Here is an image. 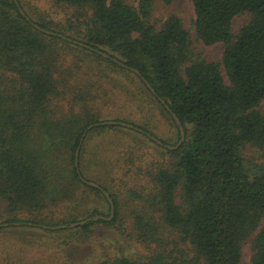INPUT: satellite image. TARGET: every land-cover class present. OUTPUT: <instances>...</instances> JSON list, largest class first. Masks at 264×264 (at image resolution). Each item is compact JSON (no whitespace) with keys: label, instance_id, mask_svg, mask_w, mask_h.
<instances>
[{"label":"trees","instance_id":"1","mask_svg":"<svg viewBox=\"0 0 264 264\" xmlns=\"http://www.w3.org/2000/svg\"><path fill=\"white\" fill-rule=\"evenodd\" d=\"M155 4L49 0L46 14L37 13L34 20L23 0H0L3 222L19 224L6 228L31 224L45 233L67 232V240L79 241L91 237L94 225H103L119 231L132 246L124 250L117 241V249L110 246L113 253L105 248L90 264H241L246 245L250 264H264V0H191L194 34L205 46L222 44L219 62L195 50L179 17L155 18ZM236 17L244 22L234 33ZM101 70L130 78V84L136 80L133 88L127 85L138 103V123L110 119L141 132L98 126L80 144L89 125L110 116L97 108L105 94ZM152 110L175 131L174 143L157 135ZM171 114L184 140L169 150L152 138L171 147L178 143ZM89 133L88 139L108 136L110 141L96 144L89 155L92 142L84 144ZM100 163L106 170L101 190L81 181L87 179L84 171ZM102 190L114 206L110 221L40 228L108 218ZM89 197L100 207L105 204L107 214L88 207ZM0 264L13 263L2 258Z\"/></svg>","mask_w":264,"mask_h":264},{"label":"rangeland","instance_id":"2","mask_svg":"<svg viewBox=\"0 0 264 264\" xmlns=\"http://www.w3.org/2000/svg\"><path fill=\"white\" fill-rule=\"evenodd\" d=\"M23 5L27 14L36 20L37 15L46 14L48 11L49 0H23ZM169 15H175L181 19L184 27L189 31L192 37L193 47L197 52L202 54L209 61L219 62L221 60L223 50L222 44L205 46L196 38L193 31L194 12L191 0H170L169 5H166L163 0H156L153 16L155 18L165 19ZM51 17L53 18V15H51ZM54 17L59 16L54 15ZM243 22L244 17L234 18L232 25L234 33ZM97 70L99 69H95V71ZM85 72H87V70H85ZM93 72H87V74ZM102 73L103 76H105L101 82L105 94L97 100V108L103 115H110L103 117L104 119L102 121H112L110 118L119 117L138 123L137 120L140 116L138 113V103L129 95V93H134L131 92V88L134 87L136 80L134 84H130L132 82L130 78L125 79L112 71H102ZM260 110L264 113V100L260 105ZM151 113L154 114L157 119V135L162 139H170V141L174 143L176 141L175 131H169L164 124V122H166L165 119L159 115V112L152 110ZM114 131L128 134V131L122 128H115L113 132ZM113 132L111 134H113ZM91 133L88 134L84 142V144L89 140L92 142L87 150L89 155L93 153L96 144L102 147L106 146L110 141L108 136L104 138L95 137L93 139H88ZM128 135H132V138L140 140V136L135 133H129ZM169 135L171 136L169 137ZM94 165L95 168L90 170L92 173L84 171V175L87 178L86 180L99 185L103 183L102 175H104L105 180L106 170L102 163ZM121 173L122 170H119L118 174L121 175ZM119 179L120 177L117 175L115 181ZM115 186L119 187V185ZM90 198L92 197H89V199ZM90 200L88 207L92 209L99 208L103 211L104 215L107 214V207L105 204L100 207L98 206L99 202L95 204L92 202V199ZM6 206V202L0 201V224L4 223L3 221L7 219ZM120 235L119 231L107 228L103 225H94L92 227V235L86 241H79L77 238L67 240V232L50 234L35 228H30L29 226L5 228L0 231V261L4 258L13 264H90L94 259L100 257L102 250L105 248H110L109 252L113 253V248L117 249L119 245L116 244L117 241L121 243V247L124 250L129 248L131 250L132 246L128 243V240L124 237H119ZM110 246H113V248ZM243 253L241 264H250V253L248 252L247 245L244 247Z\"/></svg>","mask_w":264,"mask_h":264},{"label":"water","instance_id":"3","mask_svg":"<svg viewBox=\"0 0 264 264\" xmlns=\"http://www.w3.org/2000/svg\"><path fill=\"white\" fill-rule=\"evenodd\" d=\"M14 1L16 2V0H14ZM19 11H20V13H21L22 15L24 14L23 11H22L21 9H19ZM36 28H37L39 31H41V32H43L44 34H46V35H55V34L52 33V32L45 31V30L40 29V28H38V27H36ZM57 36H58L59 38H61V39H64V40H67V41H71L70 39H67V38L63 37L62 35H57ZM75 43H76V42H75ZM79 45H80L81 47H84L85 49H87V50H89V51H92L93 53H97L98 55H101L103 58H107V55H106V54H103V53H101V52H99V51H97V50H94V49L90 48L89 46L83 45V44H81V43H79ZM111 60H112L113 62H116L119 66H121V67H123V68H125V69H128V70H130L131 72H133L134 74H136L137 76H139V73H138L136 70L131 69V68H128V67L124 66L122 63H120V62H118V61H116V60H114V59H111ZM141 81L145 84V86L147 87V89H148L152 94H154L153 89L150 87V85H149V84H148L143 78H141ZM158 100H159L161 103H163L159 98H158ZM166 109H167V108H166ZM167 111H168V109H167ZM171 117H172V119H173L175 125L177 126L178 131H179V136H180V138H179L178 143H177L174 147H171V146L163 145V144H161L157 139L152 138V139H153L158 145H160V146H162V147H165V148H167V149H169V150L177 148V147L181 144V142L184 140V131H183L182 126L180 125L179 120H178V119L175 117V115H173V114H171ZM108 125H119V126H122V127H126V128H128V129H132V130H135V131H139V132H141L140 129L135 128L134 126L129 125V124H126V123H123V122L103 121V122L94 123V124L89 125V126L83 131V133H82V136H81V139H80V144H81V142H82V140H83L85 134H86L90 129H92V128H94V127H98V126H108ZM78 151H79V147H78V148L76 149V151H75V156H74V166H75V167H77V156H78ZM81 181H82L83 183H85L86 185H89V186H91V187H94V188H97V189H100V190H101V188H100L96 183H94V182L86 181V180H84V179H82V178H81ZM102 194L104 195L106 201H107L108 204H109V217H108V218H103V217H101V216H96V217L93 218V219H85V220H82V221H79V222L70 223V224H68V225H60V226H56V227H45V226H40V228L45 229V230H61V229L74 228V227H77V226H81V225H83V224H85V223H87V222H89V221H95V220H97V219H103V220H106V221H110L111 218L113 217V214H114V206H113L112 200L110 199L109 195H108L105 191H103V190H102ZM9 225L17 226V225H19V224H7V223H2V224H0V228H6V227H8ZM27 226H31V224H28ZM38 227H39V226H38Z\"/></svg>","mask_w":264,"mask_h":264}]
</instances>
